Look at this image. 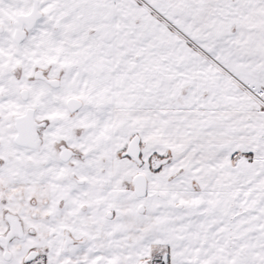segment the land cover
Returning a JSON list of instances; mask_svg holds the SVG:
<instances>
[{
    "label": "snow or ice",
    "instance_id": "6c2138e0",
    "mask_svg": "<svg viewBox=\"0 0 264 264\" xmlns=\"http://www.w3.org/2000/svg\"><path fill=\"white\" fill-rule=\"evenodd\" d=\"M0 264H264V0H0Z\"/></svg>",
    "mask_w": 264,
    "mask_h": 264
}]
</instances>
